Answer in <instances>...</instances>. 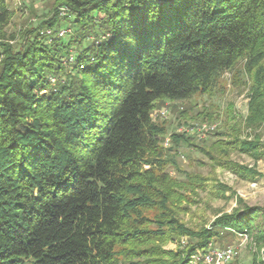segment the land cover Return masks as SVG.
Returning a JSON list of instances; mask_svg holds the SVG:
<instances>
[{
    "label": "trees",
    "instance_id": "1",
    "mask_svg": "<svg viewBox=\"0 0 264 264\" xmlns=\"http://www.w3.org/2000/svg\"><path fill=\"white\" fill-rule=\"evenodd\" d=\"M9 1L0 0V264H202L241 235L264 248V208L198 229L179 219L187 192L207 181L168 172L195 138L153 119L165 101L213 95L244 61L246 125L264 126V0H53L17 35ZM193 119L215 116L183 111L176 127ZM217 136L227 158L264 156L259 137L243 141L234 127ZM170 242L178 249H164Z\"/></svg>",
    "mask_w": 264,
    "mask_h": 264
},
{
    "label": "rangeland",
    "instance_id": "2",
    "mask_svg": "<svg viewBox=\"0 0 264 264\" xmlns=\"http://www.w3.org/2000/svg\"><path fill=\"white\" fill-rule=\"evenodd\" d=\"M52 3L53 0H22L15 4L10 0L9 4L15 16L7 31L17 35L28 26H37L41 22V18L49 13ZM220 79L219 87L212 93L213 95H197L190 101H178L175 104L165 101L161 111L168 107L170 112L166 118L157 116L158 111L154 113L155 121L159 124L166 121L171 126L170 134L182 133L180 129L190 131L195 124L203 123L193 119L189 121L188 125L177 128L180 112L183 111L188 113L190 120L200 112L210 109L215 120L204 123L219 125L216 131L202 138L197 137L196 134L187 133L189 137L195 138L194 146H189L186 143L180 144L178 154H172L178 168L171 164L167 166L168 172L180 181L185 179L186 174L198 175L207 181L204 183V189L196 188L195 192H187L190 203L186 201L184 204L186 208L181 210L179 219L193 229L210 227L216 219L225 216V214H233L235 210L244 205L264 208V156L256 159L238 150L232 152L227 158L222 155L223 153L213 149V143L221 138L217 134L232 127L236 130L239 129V137L243 141H252L259 137L264 144V126L255 129L248 128L246 125V119L249 116L252 81L246 72L245 62L237 63L233 71L222 74ZM171 146L172 144L164 145L166 148ZM204 150L211 151L218 158L217 160L219 158L223 162L228 160L236 165L255 170L256 174L253 176L243 174L244 177H241L228 168L218 166L210 156L204 153ZM153 213H151V218L154 216ZM186 242L187 239L182 238V243L186 244ZM229 246L233 247L238 255L233 262L228 264H264V248L260 250L256 242L248 236L241 235L234 240L226 241L220 249ZM178 247V242H170L164 249L177 250Z\"/></svg>",
    "mask_w": 264,
    "mask_h": 264
},
{
    "label": "built area",
    "instance_id": "3",
    "mask_svg": "<svg viewBox=\"0 0 264 264\" xmlns=\"http://www.w3.org/2000/svg\"><path fill=\"white\" fill-rule=\"evenodd\" d=\"M11 1L17 4L20 3L22 0H11ZM169 112L170 110L167 107L164 109V111L158 112L157 116H160L161 118H166ZM153 119L154 120L156 119L154 118V114H153ZM218 127H219L218 124L198 123L195 124L194 127L190 129V131L188 129L186 130L180 129V132L190 133L191 135L196 134L197 137L202 138L206 136L208 133L216 131ZM170 142L171 140L167 138L165 145L169 146L171 144ZM237 255L238 253L236 252V250L230 246L226 247L225 249H215L214 251H212V255L208 256L204 260L203 264H228L230 262H233L236 259ZM198 260L199 259L195 260L193 264H197Z\"/></svg>",
    "mask_w": 264,
    "mask_h": 264
}]
</instances>
